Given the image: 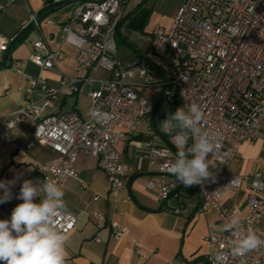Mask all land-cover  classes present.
Segmentation results:
<instances>
[{
  "label": "built area",
  "instance_id": "obj_1",
  "mask_svg": "<svg viewBox=\"0 0 264 264\" xmlns=\"http://www.w3.org/2000/svg\"><path fill=\"white\" fill-rule=\"evenodd\" d=\"M14 2L15 0H9ZM181 6L169 30L154 28L148 41L155 53L163 55L168 63L165 82H155L154 76L142 68L143 86L161 88L169 104L180 100L181 107L199 105L205 118L201 132L210 133L219 143L211 158L218 169L215 174L194 185L200 195V213L215 214L223 228L219 238H211L223 252L221 264H264V247L240 257L231 253L235 238L224 225L238 217L243 229L252 228L262 239L257 227L264 209V179L256 172L248 177L234 176L229 167L238 157L246 141H262L264 145V0H180ZM124 0L88 1L81 4L75 15L61 25L60 43L52 50L41 32L39 17L32 13L29 25L39 33L33 44L29 61L42 72L59 70L66 59L64 46L76 50L78 76L63 75L59 87L47 85L43 76L30 77L23 72L20 62L7 61L9 48L16 37L0 33V64L14 67L26 85L27 100L10 119L0 118V141H8L19 125H33L32 144L50 148L55 157L46 164L36 166L43 182L45 178L57 182L62 188L64 180L77 179L76 167L81 154L97 159L100 170L109 182V195L118 202L127 190L129 167L122 161L117 145L128 139L146 115L144 101L132 80L137 63L121 61L115 41L117 27L126 6ZM29 25L24 26L27 28ZM108 76L101 78L99 73ZM89 85L90 109L88 119L76 111L56 115L50 112L61 94H75ZM172 152L153 142L145 160L160 168V177L148 181L161 201H169L175 194L176 183L170 165L178 150L174 136ZM193 143L189 139L188 146ZM264 147V146H263ZM247 180L248 213L242 215L236 208H226L224 200L231 190H239ZM20 189L10 203L1 207L11 216ZM40 202V201H39ZM37 202V203H39ZM179 213V209L176 210ZM54 227L67 236L77 227V218L68 213L59 214ZM111 237L115 242L129 235L126 226L111 223ZM134 253L145 257L140 246L133 241ZM209 264H214V259Z\"/></svg>",
  "mask_w": 264,
  "mask_h": 264
},
{
  "label": "crops",
  "instance_id": "obj_2",
  "mask_svg": "<svg viewBox=\"0 0 264 264\" xmlns=\"http://www.w3.org/2000/svg\"><path fill=\"white\" fill-rule=\"evenodd\" d=\"M51 10L41 16V32L52 50L60 43L61 25L75 15L84 0H50ZM100 2L102 0H85ZM46 0H0V33L6 37H16L24 26L29 25L31 14L38 16L46 8ZM125 6L121 20H125L123 29L139 32V43L135 44L124 36L125 49L121 52V61L127 64L137 63L135 77L131 81L144 101L146 115L128 136L117 145L122 161L129 167L127 190L118 202L109 195V182L100 170L96 158L81 154L78 162V180H64L62 189L66 203V213L77 218L76 229L66 241V264H209L220 250V245L212 244L211 238H219L223 232L215 214L200 213V195L194 186L185 187L175 176L169 177L176 183L174 196L166 202L159 199L155 190L147 187L148 181L160 177V168L151 165L145 156L150 145L158 142L165 150L172 152L171 136L160 131V123L168 114L181 107L180 101L167 103L163 90L153 85L143 86L144 78L140 70L151 73L155 82L166 81L168 63L163 55L152 51L148 38L154 28L169 30L181 6L180 0H142L136 7ZM140 15L147 16L145 23ZM144 25L143 30L141 26ZM29 25L28 27H30ZM39 33L31 26L26 40L12 52L13 63L20 62L24 74L38 78L43 76L47 85L59 87L63 75L76 77V50L70 45L64 46L66 59L59 70L42 72L29 61L33 44ZM118 50V47H117ZM117 55V53H116ZM101 78L108 75L101 71ZM92 86L84 85L80 91L63 93L54 103L51 113L56 115L76 111L88 119ZM25 81L14 68L0 69V118L10 119L27 100ZM156 110V111H155ZM264 123V122H263ZM35 128L33 125H19L8 141H0V181H12L13 195L21 188L24 180L34 184H43L37 174L36 166L46 164L56 155L48 147L32 144ZM262 141H246L238 152L237 160L229 167L234 176L248 177L260 173L264 179V147ZM211 160L209 171L215 174L218 167ZM250 180L243 188L231 190L224 200L226 208H236L242 215L248 213L247 195ZM4 190L0 189V196ZM43 198V194H42ZM0 204V219H9ZM37 197L34 202H39ZM179 209V213L176 210ZM118 222L127 227L129 235L118 242L111 237V223ZM264 237V209L257 227ZM136 241L145 257L134 253ZM2 264V262H0Z\"/></svg>",
  "mask_w": 264,
  "mask_h": 264
},
{
  "label": "clouds",
  "instance_id": "obj_3",
  "mask_svg": "<svg viewBox=\"0 0 264 264\" xmlns=\"http://www.w3.org/2000/svg\"><path fill=\"white\" fill-rule=\"evenodd\" d=\"M205 118L203 109L196 104L178 108L160 123V131L174 136L178 150L171 173L185 187L201 184L211 176L209 153L216 155L219 143L210 133L201 132L200 125ZM189 139L193 140L188 146ZM12 181H0V204L12 199ZM43 194V198H42ZM41 197L40 202H34ZM17 204L9 219H0V262L2 264H66L67 235L54 227L55 218L67 211L64 191L57 182L45 178L43 184L24 180ZM234 239L230 251L243 257L264 247V239L252 228L243 229L238 217H233L224 225ZM224 253L218 252L214 264H221Z\"/></svg>",
  "mask_w": 264,
  "mask_h": 264
},
{
  "label": "trees",
  "instance_id": "obj_4",
  "mask_svg": "<svg viewBox=\"0 0 264 264\" xmlns=\"http://www.w3.org/2000/svg\"><path fill=\"white\" fill-rule=\"evenodd\" d=\"M124 1H125L126 3L128 2V0H124ZM85 2H88V1H85V0H84V2H82L81 4H83V3H85ZM45 3L47 4V5H46V8H45V10L43 11V13H41V15L38 16L39 19H40L41 16L46 15V14L51 10V7H52V3H51V1H50V0H46ZM139 19H140V21H141L142 23H145V21H146V19H147V16L140 15ZM124 23H125V20H124V19L120 21V24H119V26L117 27V33H116V35L120 33V30H121L122 25H123ZM143 26H144V25L141 26V30H143V28H144ZM30 27H31V26H30ZM30 27H27V28L22 29V30L20 31V33L16 36V39H15V41L13 42V44L11 45V47L9 48L8 55H7L6 58H5L7 61H8L9 58L11 57L12 52L14 51V49H15L17 46H19V44H22V43L26 40V38H27V36H28V34H29ZM5 68H9V67L6 65V63L0 64V69H5ZM155 111H156V110H155Z\"/></svg>",
  "mask_w": 264,
  "mask_h": 264
},
{
  "label": "rangeland",
  "instance_id": "obj_5",
  "mask_svg": "<svg viewBox=\"0 0 264 264\" xmlns=\"http://www.w3.org/2000/svg\"><path fill=\"white\" fill-rule=\"evenodd\" d=\"M142 0H129V7H136L139 3H141ZM124 36L127 37L129 39V41H131L132 43L138 44L139 43V38H140V34L139 32L135 31L134 29L129 30V29H123L122 30V37H120L118 34L115 37V41H116V45L118 47L117 50V57L120 58L121 57V52L123 49L127 48L124 45ZM180 101V100H178ZM263 129H264V123H263Z\"/></svg>",
  "mask_w": 264,
  "mask_h": 264
}]
</instances>
